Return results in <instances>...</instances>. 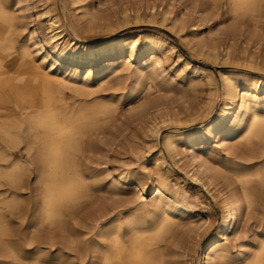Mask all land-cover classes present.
Wrapping results in <instances>:
<instances>
[{"label": "bare ground", "instance_id": "obj_1", "mask_svg": "<svg viewBox=\"0 0 264 264\" xmlns=\"http://www.w3.org/2000/svg\"><path fill=\"white\" fill-rule=\"evenodd\" d=\"M156 1L148 0L146 8L152 17L158 16L164 23L171 11L161 7L157 12ZM17 2L19 0H0V185L4 180L10 183V191L1 203L12 211L20 208L23 199L18 185L22 184L27 172L34 169L40 189L39 210L30 218L29 224L34 227L46 223L55 229V235L50 234L45 239L54 247L50 256L42 258L38 255L42 245L35 242L34 237L26 241L27 245L35 242L37 249L36 256L30 260L33 264H177L172 256V244L180 243L188 231H195L197 226H191L189 222L196 207L186 201L184 195L172 192L160 175L152 178L153 173L149 171L151 201L147 202L144 195L140 205L125 212L117 207L94 210L87 206L82 212L79 209L91 198L96 181L94 174L84 166L83 157L95 148L101 152L105 125L118 113L117 109L120 110L117 97L98 94L97 88L116 80L127 99L141 93L147 96L154 88L160 90L156 81L158 70L164 71V59L155 44H169L192 70L206 73L210 83L212 74L206 67L192 64L176 49L173 41L160 35L132 33L99 44L75 37L72 42H62L67 33L59 14L50 13L51 8L45 10L48 13V38L36 28L21 36L19 29L23 24L16 11ZM226 4L236 20L248 17L256 21L264 8V0H226ZM75 7L78 19L84 25L102 22L86 5ZM133 12L138 18L140 7L133 8ZM122 13L125 19H130L131 9L126 8ZM182 15L180 11L169 20L173 22H168L172 29ZM104 25L113 24L107 21ZM202 44L204 48L206 44ZM138 49L144 51L136 57ZM224 49V59H231V45L228 43ZM124 53L128 60L136 57L140 61L130 84L122 80L120 73L118 58ZM206 53L219 56L218 47L211 45ZM247 60L254 62L252 58ZM220 75L219 105L201 124L212 121L215 134L198 135L191 133L190 128L168 130L163 134V144L173 158L185 160L194 179L202 181L207 188L214 184L212 194L215 199L223 195L224 213L217 231L218 239L213 235L207 238L202 253L203 264H257L258 257L264 253V230L258 233L255 243H241L239 253L231 251L227 242L237 214H243L244 210L247 215L257 205L264 207V97L259 96L264 91V79L232 70H223ZM250 83L258 86L251 88ZM207 97L198 112L211 104L213 89ZM142 107L148 112L155 108L156 114L166 122L181 120L184 112L171 110L157 97L144 100ZM156 117L149 126L154 137L158 136ZM183 140L189 143L184 149ZM211 140L225 151L231 148V142L237 145L233 147V159L226 164L230 175L226 178L234 177L228 183L227 193L218 187L209 165L210 153L216 151L209 145ZM1 209L0 206V256L8 259L7 264H13L16 259L27 258L22 254L27 250L22 245L3 240L7 221ZM82 214H86L87 219L82 220ZM186 263L189 264V260Z\"/></svg>", "mask_w": 264, "mask_h": 264}, {"label": "rangeland", "instance_id": "obj_2", "mask_svg": "<svg viewBox=\"0 0 264 264\" xmlns=\"http://www.w3.org/2000/svg\"><path fill=\"white\" fill-rule=\"evenodd\" d=\"M147 1L80 0L78 3H73L71 0H49V2L48 0H19L16 3V11L20 23L23 24L19 32L22 36L28 30L36 28L40 34L48 38L46 28L48 13L45 10L51 8L50 13L59 14L62 27L67 33V36L61 39L62 42L69 40L72 42L71 39L75 37L83 42L99 44L132 33H138L140 36L160 35L173 41L176 49L191 60L192 64L202 65L212 74L213 80L210 83L206 73L192 70L183 60L179 59L177 51L173 50L169 44H155L164 59L162 64L164 71L158 70L159 75L156 81L160 90L152 89L148 94L149 97L141 93L127 99L124 90L122 87L119 89L116 80L97 88L98 94L101 92L100 94L106 97H117L120 110L118 108V113H115V116L107 123L109 126L105 125L106 131L101 135L102 140L104 139L101 152L95 148L96 150L87 152V157H83L84 166L90 174H94L96 181L93 183L92 191L94 198L91 196L92 199L85 201L86 204L83 203L79 209L82 211L86 206L94 210L98 207H117L125 212L135 205H140L144 201V195H146L147 202L151 201L153 199L152 181L149 176V171H151L152 178L160 175L172 192L184 195L186 201L196 207L195 212L191 213L192 218L189 223L197 227L194 228L195 231L190 230L184 234L180 243L172 244L173 259L177 261V264H187V260L189 264H203L204 255L202 253L207 238L212 235L217 238L218 227L224 213L221 205L223 195L215 199L212 194L214 192L213 183L207 188L202 181L194 179L185 160L173 158L163 144V134L168 130H187L190 127L199 126L215 112L222 93L220 73L223 70L260 76L264 79V8L256 21L248 17L236 20L232 17L226 0H165L163 3L157 0V12L161 7H168L171 11L169 19L163 23L158 16H151L146 8ZM77 4L86 5L101 18L102 22L92 26L84 25L85 23L78 19V11L75 7ZM137 6L140 7L141 14L138 18L133 12V8ZM126 8L131 9L130 19H125L122 15ZM180 11L183 12L182 18L172 29L169 23L173 22L169 20ZM107 21L113 25H104ZM203 42L206 44L204 48H202ZM228 43L231 45L233 54L231 59L226 60L223 52ZM211 45L218 47L219 56H208L207 48ZM143 51L144 49H138L136 57ZM119 56L121 78L126 84H130L140 61L136 57L128 60L125 53ZM251 58L254 60L253 63L247 60ZM257 86L256 83L249 84L251 88ZM210 89L214 92L211 104L206 110L198 112L208 98ZM259 96L264 97V91H261ZM156 97L165 101L171 110H183L182 119L166 122L156 114L155 108H151L148 112L142 107L144 100ZM155 116L159 121L158 138L149 131L152 118ZM182 143L183 149L189 144L186 140ZM230 144L231 148L225 151L216 141H209V145L216 148L215 152L210 153L209 165L218 187L224 193L228 192V183L234 179L233 176L226 178L229 175L226 164L233 159V147L236 145L234 141ZM216 169L219 172H216ZM36 176V171L32 169L27 172L22 184L18 185L23 203L20 208L13 211L1 203V199L10 191V183L4 180L2 181L4 184L0 185V206L4 220L7 221L3 240L22 245L27 250L22 253L27 258L16 259L12 262L13 264H33L30 259L36 256L34 252L37 249L34 246L38 241L41 243L40 246L42 245L38 253L40 257L50 256L53 254L51 250L54 251V247L45 239L51 235L54 236L55 229L50 228L46 223L43 225L38 223L34 227L29 224L39 210L40 189ZM141 188L144 190L141 191ZM85 215L82 214V220L87 219ZM232 227L227 243L231 251L239 253L242 249L241 243L253 244L258 240V233L263 232L264 207L257 205L247 215L243 210V214H237ZM31 237L36 240L33 244L27 245L26 241ZM1 251L2 248H0V253ZM7 261L8 259L0 256V264H7Z\"/></svg>", "mask_w": 264, "mask_h": 264}, {"label": "snow or ice", "instance_id": "obj_3", "mask_svg": "<svg viewBox=\"0 0 264 264\" xmlns=\"http://www.w3.org/2000/svg\"><path fill=\"white\" fill-rule=\"evenodd\" d=\"M264 87V86H262ZM191 133L198 134V135H207L209 132L215 134V128L212 121H209L203 125L197 127H190ZM257 264H264V253L258 257Z\"/></svg>", "mask_w": 264, "mask_h": 264}]
</instances>
